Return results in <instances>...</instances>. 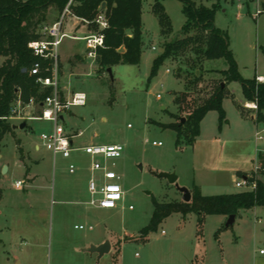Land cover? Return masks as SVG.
<instances>
[{
	"label": "rangeland",
	"instance_id": "obj_1",
	"mask_svg": "<svg viewBox=\"0 0 264 264\" xmlns=\"http://www.w3.org/2000/svg\"><path fill=\"white\" fill-rule=\"evenodd\" d=\"M154 1L142 4L143 44L138 65L113 66L112 81L105 70L97 72L95 60L86 63L82 59L84 41L64 39L59 46L57 91L61 100L76 92L84 95V104L65 111L60 124L70 136L81 133L72 138L75 147L123 146L121 158L111 167L119 178L123 200L112 210L88 206L89 157L73 152L67 159L56 156L53 160L39 139L52 130V124L29 119L39 116L37 104L13 103L15 114L6 122L16 129L0 142V160L9 167L0 178V264H264V255L259 254L264 250L261 206L239 210L227 229H223L227 217L208 215L198 235L195 214L185 218L172 214L146 238L140 236L149 224L153 200L180 202L178 188L190 192L195 185L203 196L240 192L235 187L239 173L254 176L258 162L255 149L264 145V140L257 141L254 136L259 132L264 137V121L255 123L241 117L240 111L255 120L257 109L244 107L250 103L242 98L240 84L225 83L219 74L208 73L225 70L223 59L204 62L201 57L195 59L193 49L186 50L165 60L157 75L148 79L152 62L165 44L199 34L195 29L183 34L185 16L176 0L162 3L171 25L162 32L153 13ZM194 1L211 6V2ZM257 10L260 14L255 15ZM61 17L59 11L49 8L40 26ZM75 18L72 14L63 16L66 34L81 38L99 32L96 23L97 27ZM213 25L227 34L229 50L243 79L264 75V0L247 5L242 0L221 3ZM74 54L79 59L71 57ZM199 64L203 73L195 85L194 70ZM218 83L229 95L222 101L225 120L220 128L217 112L210 111L200 122L193 144L187 143L191 124L186 123L176 145L178 132L163 128L178 124L180 119L186 121L175 98L187 92L188 100L197 103ZM21 123L27 127L18 130ZM4 162L0 161V168ZM69 165L75 167L72 174ZM160 173H174L176 183L158 177ZM259 179L264 181V177ZM16 181L23 182L21 189L14 188ZM79 226L83 229L75 228ZM104 242L110 244V250L100 258L86 251Z\"/></svg>",
	"mask_w": 264,
	"mask_h": 264
},
{
	"label": "trees",
	"instance_id": "obj_2",
	"mask_svg": "<svg viewBox=\"0 0 264 264\" xmlns=\"http://www.w3.org/2000/svg\"><path fill=\"white\" fill-rule=\"evenodd\" d=\"M144 0H0V142L11 131V125L6 122L12 110V104L20 101L27 105L30 99L39 105L46 96L51 94L50 88H43L36 82L37 77L30 76L28 70L38 60L28 48V43L40 38V26L46 20L49 8L60 13L69 3V11L74 17L97 27L95 19L99 13L104 14L108 27L101 31L103 46L98 48L95 56L97 72L106 71L115 65H138L142 50L141 36V8ZM155 0L153 13L157 16L162 32L170 30L171 25L164 13L162 2ZM182 4L185 23L183 34L195 29L199 34L176 39L164 45L163 51L152 62L149 80L157 75L158 69L168 58L192 50L195 59L220 60L226 62L225 70H213L208 73L219 74L225 83L237 82L240 84L241 95L244 101L255 103V123L264 121V83H258L256 77L243 79L236 62L229 50L227 34L214 27V15L221 3L234 0H200L211 2L210 7L196 5L194 0H176ZM247 5L253 0H242ZM102 4L104 7L102 8ZM122 49V51H120ZM25 70V72H23ZM194 72L193 84H197L203 71L200 64ZM41 77L49 76L43 72ZM206 97L199 102L188 100L187 92L179 94L174 102L178 110L186 114V121L163 128H172L178 132L176 145L179 143L180 129L190 123L187 143L193 144L200 132V122L210 111L218 114L219 128L225 120L222 101L228 97L226 88L218 83L209 88ZM239 109V108H238ZM240 110V109H239ZM243 116V112H241ZM1 147V146H0ZM261 167H264V155L258 156ZM1 170V168H0ZM264 172H259L255 178L256 187L253 191H240L231 194L203 196L197 186L190 190L191 200L188 203L169 202L158 203L153 200V212L149 224L140 231V236L146 238L154 232L158 225L172 214H180L185 218L189 214L197 216L198 235L201 233L205 216L215 215L229 217L238 214L239 210L250 209L256 206L264 207ZM1 178V173H0ZM227 229V228H223ZM219 230L218 232H220Z\"/></svg>",
	"mask_w": 264,
	"mask_h": 264
},
{
	"label": "built area",
	"instance_id": "obj_3",
	"mask_svg": "<svg viewBox=\"0 0 264 264\" xmlns=\"http://www.w3.org/2000/svg\"><path fill=\"white\" fill-rule=\"evenodd\" d=\"M71 1V0H70ZM69 3L61 13V18L56 22L42 27L40 30V38L38 40L28 43V48L33 56L38 60L28 70L30 76L37 77L36 82L43 88H50L51 94L46 96L44 100L38 105L40 109L39 116L31 117L29 119L37 121L50 122L52 130L48 133L40 135L39 139L43 147L50 151L53 155V160L56 156H61L67 159L73 152H81L90 159L89 164V178L87 181V191L89 194V201L87 205L96 209H116L119 203L123 200L124 192L118 183V176L112 170L113 161L121 158L123 153V146L120 144H86L80 147H75L72 141L73 136L67 134L63 126L60 124L62 114L68 111L71 107L84 104V95L82 93H74L70 99L61 100L58 94V63H59V46L64 39L82 40L85 42L87 49L86 58L95 60L96 51L103 46V35L101 31L108 27V23L104 14L99 13L95 19L98 25L99 32L94 35H88L82 38L76 35H68L63 31V16L70 13ZM260 14L257 10L255 15ZM43 72L49 73V76L41 77ZM258 83H264V78L257 77ZM159 98V96L157 97ZM16 104L22 105L18 100ZM34 100L30 99L27 106H33ZM247 109H255V103L245 104ZM10 116L15 114V110H11ZM81 134H78L80 136ZM255 139L257 141L264 140L259 132H255ZM154 146L160 144L152 143ZM38 148V147H37ZM69 173H74L75 167L69 165ZM254 176H243L239 181L235 182V187L241 191H253L256 187L255 178L259 172H264L259 160L254 168ZM259 178V177H258ZM23 182L17 181L14 184L16 189H21ZM131 209V207L129 208ZM83 229L82 226L75 227ZM259 254L263 255L264 250H259Z\"/></svg>",
	"mask_w": 264,
	"mask_h": 264
},
{
	"label": "water",
	"instance_id": "obj_4",
	"mask_svg": "<svg viewBox=\"0 0 264 264\" xmlns=\"http://www.w3.org/2000/svg\"><path fill=\"white\" fill-rule=\"evenodd\" d=\"M104 5V4H102ZM83 22V21H82ZM23 72H25V70H23ZM106 73L108 74V76L110 77L111 81L113 80L112 78V74H111V68H107L106 69ZM221 87H223V84H221ZM184 120H181V123H183ZM25 127V124L22 123L18 126L19 129H23ZM13 129H15V126H12ZM7 171V167L3 166L0 170L1 174H5ZM160 178H165L167 179V181L170 184H175L177 177L174 173H160L157 175ZM178 191L182 194V201L185 203L190 202L191 200V194L189 192L188 189L185 188H178ZM235 220V216L231 215L227 218L226 224H225V228H229L230 226H232V224L234 223ZM110 250V244L108 242H104L103 244L99 245V246H92L90 247L88 250H86L89 253H97L98 257L100 258L103 254L107 253Z\"/></svg>",
	"mask_w": 264,
	"mask_h": 264
},
{
	"label": "crops",
	"instance_id": "obj_5",
	"mask_svg": "<svg viewBox=\"0 0 264 264\" xmlns=\"http://www.w3.org/2000/svg\"><path fill=\"white\" fill-rule=\"evenodd\" d=\"M163 3V2H162ZM143 4V3H142ZM163 5V4H162ZM104 7V5H102V8ZM70 14V13H69ZM141 15H142V8H141ZM75 18V17H74ZM76 19V18H75ZM76 20H79V19H76ZM78 23V22H77ZM79 23H83L82 21L81 22H79ZM81 28H84L85 26L83 25V24H81ZM85 36H88V35H85ZM85 36H83V37H85ZM80 38V37H79ZM82 38V37H81ZM72 41H77V40H72ZM82 41V40H81ZM86 52H87V49H86V46H85V50H84V53H82V59H84L85 60V62L86 63H88V59L86 58ZM79 55H81V54H79ZM71 57H74L75 59H79V56H78V54H74V55H72ZM68 60V59H67ZM255 77L257 78V77H262V78H264V75H255ZM76 93H78V92H76ZM74 94V93H73ZM241 117L243 118V119H246V118H249L252 122H254V120H253V116L252 115H249V117H245V116H242L241 115ZM22 124V123H21ZM25 124V127L23 128V129H25L26 127H27V125H26V123H24ZM20 125V124H19ZM18 125V126H19ZM12 126H15V125H11V128H12ZM18 126H17V129L18 130H23V129H19L18 128ZM15 129H16V126H15ZM15 129H13L12 128V130H15ZM79 134H81V133H79ZM76 137L78 136V135H75ZM75 136H73V137H75ZM35 149L37 150L38 148H37V146L35 147ZM255 151L257 152V160H258V156H259V154L260 153H264V145L263 146H260V147H257L256 149H255ZM0 159H1V156H0ZM1 162H4V161H2V160H0ZM5 163V162H4ZM6 164V163H5ZM4 166H6L7 167V171L9 172V167H8V164H6V165H4ZM3 167V166H2ZM1 167V168H2ZM6 171V172H7ZM247 174L248 173H239V175H240V177H243V176H247ZM1 175H3V174H1ZM17 182V181H16ZM15 188V187H14ZM16 189V188H15ZM221 217H223L224 219H226V217H224V216H221ZM236 218V217H235ZM264 255V254H263Z\"/></svg>",
	"mask_w": 264,
	"mask_h": 264
}]
</instances>
